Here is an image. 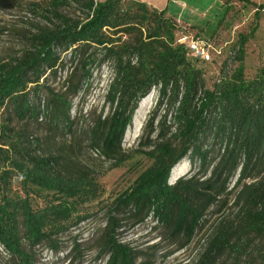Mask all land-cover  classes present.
Returning a JSON list of instances; mask_svg holds the SVG:
<instances>
[{
  "label": "trees",
  "instance_id": "trees-1",
  "mask_svg": "<svg viewBox=\"0 0 264 264\" xmlns=\"http://www.w3.org/2000/svg\"><path fill=\"white\" fill-rule=\"evenodd\" d=\"M20 1L0 0V10H14ZM33 5L37 11L39 6ZM70 5L79 7L82 16L59 11ZM49 6L44 16L49 24L31 34L30 46L19 57L0 60V248L9 264H35L23 240L29 248L54 242L88 217L81 208L102 191L95 174L65 146L40 150L41 140L16 131L9 116L45 119L51 130L72 133L68 95L77 96L105 65L111 112L91 136V145L100 146L104 155H121L134 113L154 87L158 99L152 127L163 105L173 111L171 125L165 116L148 152L151 165L107 211L104 264H149L138 263L132 248L119 239L118 215L132 210L137 222L152 215L185 243L215 217L195 264H264V66L246 77L242 61L247 38H241L237 50L239 65L207 88L195 64L201 59L177 41V17L167 7L139 0H50ZM261 10L264 4L256 6L255 16ZM68 60L75 66L65 92L47 88V96L41 97V79L48 72L56 75ZM184 159L189 171L170 182ZM14 178L23 197L10 195Z\"/></svg>",
  "mask_w": 264,
  "mask_h": 264
},
{
  "label": "rangeland",
  "instance_id": "rangeland-1",
  "mask_svg": "<svg viewBox=\"0 0 264 264\" xmlns=\"http://www.w3.org/2000/svg\"><path fill=\"white\" fill-rule=\"evenodd\" d=\"M20 2V6L14 10H0V60L19 57L30 46L31 34L49 24L44 16H48L45 11L50 8V0ZM33 4L39 6L37 11ZM261 4H264V0H169L168 14L178 18L179 36H202L214 48L211 50L210 61H195L196 66L203 72L207 88H212L239 65L237 50L243 37L247 38L243 45L242 61L246 77H253L256 70L264 66V10L255 16L256 6ZM59 11L76 19L82 16L76 5ZM74 66L68 60L66 66L61 67L56 75L48 72L46 78L41 79L44 86L39 95L45 98L47 88L55 93H64L66 78ZM109 83L110 72L105 65L94 71L90 85L77 96L68 95L72 106L70 116L74 120L72 133L51 130L45 119H39L38 122L19 121L8 113L4 114L5 117H11L8 123L16 131L39 138L40 150L48 151L60 145L65 146L81 165L95 174L102 188L96 200L81 208V212L88 217L57 236L54 242H44L29 248L26 240H23V247L33 253L35 264H104L106 257L101 256V246L107 211L114 199L151 165L152 159L148 152L152 151L158 141L157 134L165 116L166 124L171 125L173 110L168 104L158 110L153 127L150 124L151 116L157 109L158 87H154L141 112L138 111L143 99L134 113L132 123L124 136L121 155L117 158L104 155L100 146L91 145V136L100 120L105 119L111 112L110 104L106 100ZM184 161L186 166L175 174L172 172L170 182L189 171V161ZM10 195L15 198L23 197L18 179H13ZM231 206L230 202L224 212L230 213ZM142 215L144 213L140 217ZM118 218L122 226L119 239L132 248L138 263L195 264L205 246L215 217L209 218L208 224L198 230L189 243H185L182 237L173 236L152 215L137 222L138 218L132 210L119 214ZM10 260L8 254L0 248V264H9Z\"/></svg>",
  "mask_w": 264,
  "mask_h": 264
},
{
  "label": "built area",
  "instance_id": "built-area-1",
  "mask_svg": "<svg viewBox=\"0 0 264 264\" xmlns=\"http://www.w3.org/2000/svg\"><path fill=\"white\" fill-rule=\"evenodd\" d=\"M179 43L184 44L191 54L203 61H210L212 59L211 50L212 45L209 41L202 37H188L186 35L179 36Z\"/></svg>",
  "mask_w": 264,
  "mask_h": 264
},
{
  "label": "crops",
  "instance_id": "crops-1",
  "mask_svg": "<svg viewBox=\"0 0 264 264\" xmlns=\"http://www.w3.org/2000/svg\"><path fill=\"white\" fill-rule=\"evenodd\" d=\"M139 1L147 2L148 4H151L152 6L156 8L158 7L160 9L167 7L169 2V0H139Z\"/></svg>",
  "mask_w": 264,
  "mask_h": 264
},
{
  "label": "bare ground",
  "instance_id": "bare-ground-1",
  "mask_svg": "<svg viewBox=\"0 0 264 264\" xmlns=\"http://www.w3.org/2000/svg\"><path fill=\"white\" fill-rule=\"evenodd\" d=\"M147 100H148L147 97L143 98L142 104H141V106L139 108V111H138L139 113L142 110L143 104L146 103ZM185 166H186V162L185 161L180 162L177 166L174 167L173 173L175 174L176 172L183 170Z\"/></svg>",
  "mask_w": 264,
  "mask_h": 264
}]
</instances>
